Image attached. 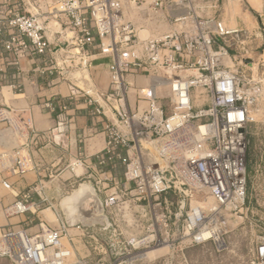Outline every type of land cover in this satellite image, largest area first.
Wrapping results in <instances>:
<instances>
[{
    "label": "built area",
    "instance_id": "obj_1",
    "mask_svg": "<svg viewBox=\"0 0 264 264\" xmlns=\"http://www.w3.org/2000/svg\"><path fill=\"white\" fill-rule=\"evenodd\" d=\"M140 2L56 0L49 6V14L60 21L58 35L62 39H57L54 48L45 37V22L40 16L12 8L0 21V32L6 28L12 33L0 43L7 52L43 57L39 76L63 78L68 71L86 69L93 55L111 59L109 87L96 96L106 103L115 123L104 124L105 146L93 157V163L97 169H114L118 164L124 168L117 193L104 201L106 207L122 205L128 192L136 205L146 203L149 216L145 233L126 241L123 248L161 244L171 216L166 211L171 205L157 200L168 193L176 195L177 213L173 217L182 218L181 237L188 244L217 243L216 236L225 223L223 213L241 215L245 209L248 114L260 94L257 82L227 68L223 61L229 57L230 48L246 52L245 42L250 38L246 31L226 29L215 19H196L192 30L140 40L123 13L124 4ZM209 2L153 0V6L184 9L187 18L199 3ZM258 19L263 25L264 5ZM176 21L179 19H172ZM128 74L153 79L137 97L138 102L145 103L142 108L129 107ZM12 87L21 90L17 83ZM162 87H166L164 92ZM198 89L202 90L200 99L194 94ZM74 101L93 106L94 115L103 114L98 100L82 89L73 92L67 103L58 101V108L65 111ZM0 124L12 128L16 138L35 133L25 124L17 127L7 107H0ZM29 167L24 146L0 153L1 173L21 174ZM27 198L26 193L7 207L5 216L24 213ZM192 201L197 204L191 205ZM152 207L160 208L154 212ZM35 209L53 210L50 204H36ZM66 235L67 226L60 221L56 228L40 223L33 235L26 228L1 227L0 255L12 264H67L72 249L62 242ZM77 263L89 264L82 259ZM253 264H264V233L256 238Z\"/></svg>",
    "mask_w": 264,
    "mask_h": 264
},
{
    "label": "crops",
    "instance_id": "obj_2",
    "mask_svg": "<svg viewBox=\"0 0 264 264\" xmlns=\"http://www.w3.org/2000/svg\"><path fill=\"white\" fill-rule=\"evenodd\" d=\"M55 1L0 0V21L7 18V12L12 8H18L23 14L38 15L45 22V37L54 48L61 30L60 21L49 14V6ZM263 5L264 0H210L209 3H199L194 13L186 18L188 13L184 9H170L164 5L155 8L153 0H142L138 5L124 4L123 13L135 26L140 40L182 29L192 30L196 19H215L226 29L246 31L251 39L257 35L258 14ZM172 19L179 21L172 22ZM11 33L12 30L2 28L0 41L8 40ZM42 60L43 57L28 52H7L0 43V107L11 110L17 127L25 124L35 132L33 135L24 133L22 138H16L12 128L0 124V153L24 146L30 164L29 169L21 174L0 171V228H26L33 235L39 231L40 223L50 228H56L58 221L65 224L64 215L55 206L67 186L72 187L73 178L78 176L76 172L81 170L102 202L106 220L90 228L67 226V235L62 242L72 249L75 259L91 262L103 245H107L111 249L110 254H113L112 250L119 251L129 239L142 236L149 222L148 210L143 203H133L128 192L122 205L106 207L104 201L106 197L117 193L124 168L118 164L114 169H97L93 163V157L103 151L105 146L104 124L115 123L106 103L96 96L106 92L109 87L111 59L93 55L86 69L68 71L63 78L39 76L37 71ZM126 79L130 109L144 107L145 103L138 102L137 97L147 90L153 79L140 74H128ZM15 83L21 86L20 92L13 90L12 85ZM81 89L98 100L99 106L103 107L102 115H94L93 106L87 107L79 101L68 104L65 111L58 108V101L67 103L68 97ZM161 89L164 92L166 87ZM49 104L51 107L47 106ZM59 122L62 125L58 126ZM77 163H80V168L76 170ZM77 189L64 198L60 206H71V201L67 202V199ZM26 193L28 209L24 213L6 217L5 209L21 200ZM157 201L162 205H172L176 203V195L168 193ZM36 204L41 207L50 204L53 210H36ZM166 212L169 214V208ZM229 255L234 260L230 264H253L254 261V251ZM194 256V253L186 251L167 253V259L175 260L173 264H194Z\"/></svg>",
    "mask_w": 264,
    "mask_h": 264
},
{
    "label": "rangeland",
    "instance_id": "obj_3",
    "mask_svg": "<svg viewBox=\"0 0 264 264\" xmlns=\"http://www.w3.org/2000/svg\"><path fill=\"white\" fill-rule=\"evenodd\" d=\"M256 27L257 35L251 37L250 42H245L246 52L230 48L229 57L223 61L226 66L241 72L246 79L257 82L260 87V94L249 107L247 123L245 206L248 209L246 211L244 209L241 215L223 213L225 223L221 227L220 235L217 233V243L208 241L203 244H188L181 237L180 221L182 218L174 219L173 217V214L177 213L176 203L173 202L171 207L169 206L171 216L167 221L168 227L166 231H163V239L158 247L144 248L137 245H124L125 248H121L119 251L112 250L113 254H110L111 249L107 245H103L99 254L95 255L91 262L87 261L89 264H173L175 260L167 259V253L185 251L195 254L192 261L194 264H230L234 260L229 254L254 251L256 238L264 233V24L262 25L258 19ZM241 60L243 61L241 62ZM201 92L202 90L198 89L194 93L198 99L201 97ZM145 146L151 150L150 146L146 144ZM77 168H80L79 165L75 167L76 170ZM76 173L78 176L73 178L72 187L67 186L56 203L55 207L61 214L62 211L66 214L62 209H67L60 206L61 202L71 195L80 184L89 186L93 194L92 186L88 183L86 175L81 170ZM208 202L210 203V201ZM143 204L146 206L145 202ZM194 204L197 203L192 201L191 205ZM159 208L152 207L154 212ZM69 212L72 213V211ZM176 220H178L177 223ZM172 223L176 224L172 225ZM104 253L105 255H103ZM163 254L164 259L162 258ZM0 264H10V261L0 255ZM67 264H79L73 252L67 260Z\"/></svg>",
    "mask_w": 264,
    "mask_h": 264
},
{
    "label": "water",
    "instance_id": "obj_4",
    "mask_svg": "<svg viewBox=\"0 0 264 264\" xmlns=\"http://www.w3.org/2000/svg\"><path fill=\"white\" fill-rule=\"evenodd\" d=\"M242 61L243 60H241V62ZM92 189L93 194L92 191H90L88 194L81 195L71 206L65 207L67 209H62L66 213L64 214L62 211V214L65 217L64 222L66 226L73 227L80 225L82 227L90 228L93 225L100 223L102 220H106L103 215L102 202L98 198L93 187ZM69 211H72V213Z\"/></svg>",
    "mask_w": 264,
    "mask_h": 264
},
{
    "label": "bare ground",
    "instance_id": "obj_5",
    "mask_svg": "<svg viewBox=\"0 0 264 264\" xmlns=\"http://www.w3.org/2000/svg\"><path fill=\"white\" fill-rule=\"evenodd\" d=\"M90 191H91L90 187H87L86 185L82 184L77 189V192L74 193L73 196H71L67 199V202L71 201V204H73L77 200V198H79L81 195H85V194L90 193Z\"/></svg>",
    "mask_w": 264,
    "mask_h": 264
},
{
    "label": "trees",
    "instance_id": "obj_6",
    "mask_svg": "<svg viewBox=\"0 0 264 264\" xmlns=\"http://www.w3.org/2000/svg\"><path fill=\"white\" fill-rule=\"evenodd\" d=\"M10 264H12V263L10 262Z\"/></svg>",
    "mask_w": 264,
    "mask_h": 264
}]
</instances>
